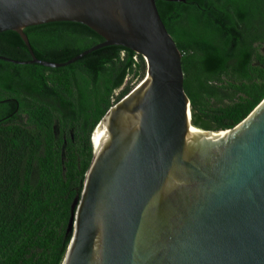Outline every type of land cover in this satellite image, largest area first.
I'll return each mask as SVG.
<instances>
[{"label": "water", "instance_id": "water-1", "mask_svg": "<svg viewBox=\"0 0 264 264\" xmlns=\"http://www.w3.org/2000/svg\"><path fill=\"white\" fill-rule=\"evenodd\" d=\"M55 21L86 24L104 40L42 60L24 28ZM8 30L31 59L0 58L20 64L60 67L107 45L147 63L92 133L61 264H264V98L232 128L190 130L182 52L156 0H0V33Z\"/></svg>", "mask_w": 264, "mask_h": 264}, {"label": "trees", "instance_id": "trees-1", "mask_svg": "<svg viewBox=\"0 0 264 264\" xmlns=\"http://www.w3.org/2000/svg\"><path fill=\"white\" fill-rule=\"evenodd\" d=\"M182 52L193 125L228 129L264 98V0H156ZM35 55L63 62L104 38L86 24L24 28ZM0 56L31 59L15 30ZM143 55L107 45L50 67L0 58V264H61L72 237L92 133L144 78Z\"/></svg>", "mask_w": 264, "mask_h": 264}, {"label": "bare ground", "instance_id": "bare-ground-1", "mask_svg": "<svg viewBox=\"0 0 264 264\" xmlns=\"http://www.w3.org/2000/svg\"><path fill=\"white\" fill-rule=\"evenodd\" d=\"M189 129L192 130V131H196L198 133H206V134H211V133H215V132H212L210 130H202L201 128H198L197 126H189Z\"/></svg>", "mask_w": 264, "mask_h": 264}, {"label": "rangeland", "instance_id": "rangeland-1", "mask_svg": "<svg viewBox=\"0 0 264 264\" xmlns=\"http://www.w3.org/2000/svg\"><path fill=\"white\" fill-rule=\"evenodd\" d=\"M262 50L264 51V45L262 47ZM146 73H147V70L145 72L144 77L146 76ZM128 79L131 80V84L132 85H137L141 81L139 77H135V78H132V79H131V77H128Z\"/></svg>", "mask_w": 264, "mask_h": 264}]
</instances>
